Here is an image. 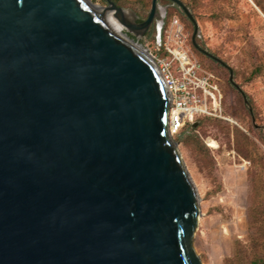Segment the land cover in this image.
Masks as SVG:
<instances>
[{"label":"water","instance_id":"1","mask_svg":"<svg viewBox=\"0 0 264 264\" xmlns=\"http://www.w3.org/2000/svg\"><path fill=\"white\" fill-rule=\"evenodd\" d=\"M89 2L0 0V264H202L186 246L200 206L170 93L102 18L140 38L158 0L141 22Z\"/></svg>","mask_w":264,"mask_h":264},{"label":"rangeland","instance_id":"2","mask_svg":"<svg viewBox=\"0 0 264 264\" xmlns=\"http://www.w3.org/2000/svg\"><path fill=\"white\" fill-rule=\"evenodd\" d=\"M113 1L128 10L131 22L145 20L152 4ZM182 1L198 22L197 43L225 65L194 46V24L172 0H158L146 35L137 38L125 27L123 32L148 53L173 58L168 46L185 61L188 56L222 95L224 117H201L173 137L200 206L186 246L202 264H264V15L256 0Z\"/></svg>","mask_w":264,"mask_h":264},{"label":"built area","instance_id":"3","mask_svg":"<svg viewBox=\"0 0 264 264\" xmlns=\"http://www.w3.org/2000/svg\"><path fill=\"white\" fill-rule=\"evenodd\" d=\"M165 47L166 53L174 55L173 58L150 54L171 96L168 112V129L171 136L180 134L187 124L195 122L199 116L224 117L222 95L217 93L219 89L212 83L211 76L206 74L199 64L191 63L184 53L187 61L181 57V53L174 54L170 47Z\"/></svg>","mask_w":264,"mask_h":264},{"label":"bare ground","instance_id":"4","mask_svg":"<svg viewBox=\"0 0 264 264\" xmlns=\"http://www.w3.org/2000/svg\"><path fill=\"white\" fill-rule=\"evenodd\" d=\"M90 5L98 10L97 5L95 6L92 3H90ZM114 15L117 17L116 13L113 10H110L105 12L102 18L104 19L105 23L109 26L110 30H112L116 35L124 39H128V37L123 32V24L117 18H115ZM128 41L142 52L149 54L146 49H144L139 43L131 40L130 37Z\"/></svg>","mask_w":264,"mask_h":264},{"label":"trees","instance_id":"5","mask_svg":"<svg viewBox=\"0 0 264 264\" xmlns=\"http://www.w3.org/2000/svg\"><path fill=\"white\" fill-rule=\"evenodd\" d=\"M263 2L261 1V0H256V7L257 8H259V11L264 15V3L262 4ZM141 21H143V20H140V21H137V22H141ZM163 28H164V26H163ZM162 31H163V29H162ZM193 42V41H192ZM203 48V47H202ZM210 52V51H209ZM212 53V52H211ZM213 54V53H212ZM215 55V54H214ZM215 56H217V55H215ZM218 57V56H217ZM219 58V57H218ZM219 59H221V58H219ZM222 60V59H221ZM223 61V60H222ZM224 62V61H223ZM221 63V62H220ZM225 63V62H224ZM229 69H231V67L229 68ZM233 71V70H232ZM201 117H208V116H199L198 117V119L199 118H201ZM213 117V116H212ZM193 126V123H189V124H187L184 128H183V130L185 129V128H187V127H192ZM182 130V131H183ZM182 131L180 132V134H179V136L181 135V133H182ZM177 138V137H176ZM180 138V137H179ZM253 263H258L257 262V260H255Z\"/></svg>","mask_w":264,"mask_h":264},{"label":"flooded vegetation","instance_id":"6","mask_svg":"<svg viewBox=\"0 0 264 264\" xmlns=\"http://www.w3.org/2000/svg\"><path fill=\"white\" fill-rule=\"evenodd\" d=\"M154 20H155V18H154ZM154 20H153V22H154ZM136 22H137V21H136ZM153 22L151 23V25L153 24ZM151 25L149 26L148 30L145 32V35L150 31V29H151ZM163 25H164V24H163ZM161 29H163V28H161ZM161 29H159V27H157V30H158L159 34L162 32ZM192 41H193V40H192Z\"/></svg>","mask_w":264,"mask_h":264}]
</instances>
